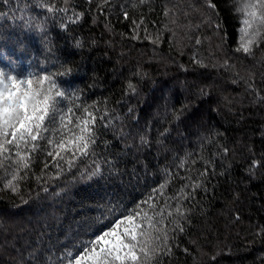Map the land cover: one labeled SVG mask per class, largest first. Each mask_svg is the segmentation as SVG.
<instances>
[{
  "label": "trees",
  "instance_id": "1",
  "mask_svg": "<svg viewBox=\"0 0 264 264\" xmlns=\"http://www.w3.org/2000/svg\"><path fill=\"white\" fill-rule=\"evenodd\" d=\"M42 2L0 0V68L52 74L96 143L62 170L36 152L0 191V264H67L145 200L162 230L149 264H264V28L236 50L245 0Z\"/></svg>",
  "mask_w": 264,
  "mask_h": 264
},
{
  "label": "snow or ice",
  "instance_id": "2",
  "mask_svg": "<svg viewBox=\"0 0 264 264\" xmlns=\"http://www.w3.org/2000/svg\"><path fill=\"white\" fill-rule=\"evenodd\" d=\"M39 6L48 13L67 11L57 9L49 0H43ZM238 11L244 18L239 30L240 45L236 50L252 54L264 28V0H245ZM129 88L133 86L130 84ZM67 99L52 74L34 79L32 74L17 75L0 68V170L5 176H11L0 191L18 193L19 181L27 176V172L24 175L21 172L30 169L34 153L45 152L49 146L51 150L46 151L47 157H51L57 169H61L60 161H65L71 168L76 159L93 150L97 117L87 107L81 115L74 111V108H80L79 105L65 109L63 102ZM48 166L45 162L44 168ZM99 173L97 165L87 178ZM147 204L148 200H145L132 209H123L118 217L97 230L98 234L92 233L94 238L80 241L74 246L75 251L65 254L67 264H149L156 253L151 245L161 238L158 233L162 230L156 227V214L149 216L144 211L142 205ZM163 235L166 237L167 234Z\"/></svg>",
  "mask_w": 264,
  "mask_h": 264
}]
</instances>
